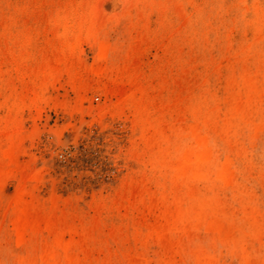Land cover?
Here are the masks:
<instances>
[{
  "label": "rangeland",
  "instance_id": "1",
  "mask_svg": "<svg viewBox=\"0 0 264 264\" xmlns=\"http://www.w3.org/2000/svg\"><path fill=\"white\" fill-rule=\"evenodd\" d=\"M0 264H264V0H0Z\"/></svg>",
  "mask_w": 264,
  "mask_h": 264
}]
</instances>
